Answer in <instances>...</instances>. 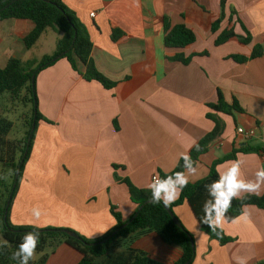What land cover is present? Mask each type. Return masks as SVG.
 <instances>
[{"label":"crops","instance_id":"1","mask_svg":"<svg viewBox=\"0 0 264 264\" xmlns=\"http://www.w3.org/2000/svg\"><path fill=\"white\" fill-rule=\"evenodd\" d=\"M60 1L86 25L97 69L117 85L106 89L85 81L66 59L39 74V110L51 124L39 123L32 157L13 202V225L66 228L90 240L103 238L117 226L112 207L125 221L137 211L129 188L118 179L150 189L154 175L173 172L183 160L181 154L190 156L215 129L212 114L224 122V132L196 163L188 184L206 179L213 162L241 144L264 147V136L245 142L237 135L238 127L251 129L264 123V53L248 63L232 59L249 58L258 45L264 48V0H226L227 18L231 9L236 12L235 34L247 38L245 26L252 43L234 39L221 46L215 42L228 22L217 33L212 30L221 17L222 0ZM166 19L173 27L186 26L196 42L186 49L168 48ZM32 29L28 20L0 24V68L13 58L39 61L33 55L38 45L27 50L24 42ZM177 55L192 61L185 65L171 59ZM220 92L230 105L237 100L244 113L228 116L209 108L218 103ZM237 160L238 179L245 182L254 181L255 173L264 168V158L256 152L241 153ZM231 163L219 165L220 175ZM262 195L264 185L259 195L241 193L240 198ZM36 207L41 210L38 220L32 215ZM174 212L195 237L194 264H238L240 258L246 264H264V209L250 206L233 222L225 219L221 231L231 239L225 246L201 230L189 203L176 206ZM130 249L163 264H175L183 255L180 247L165 243L155 232ZM115 252H127V246ZM81 261L78 252L62 244L50 253L47 264Z\"/></svg>","mask_w":264,"mask_h":264},{"label":"trees","instance_id":"2","mask_svg":"<svg viewBox=\"0 0 264 264\" xmlns=\"http://www.w3.org/2000/svg\"><path fill=\"white\" fill-rule=\"evenodd\" d=\"M227 1L222 0L221 17L213 24L212 32L215 34L222 29L225 21L227 29L220 32L216 39V46L229 43L238 39L242 44L252 43L251 34L244 26L247 38L235 34L233 16L235 10L231 9V17L227 18L225 9ZM28 20L33 24V29L24 42L27 50L36 47L42 36L48 31L60 34L56 52L52 56H44L39 61L27 62L19 59H10L7 66L0 68V163L3 173L0 175V264H19V260L12 259L13 253L23 241L24 235L35 232L39 235L35 254L41 255L29 261V264H47L50 253L58 246L66 244L82 256L80 264H163L150 258L148 255L132 251L131 245L147 233L155 232L165 243L173 244L182 249L183 255L175 264H194L196 258V241L194 235L177 218L174 208L184 203H189L196 216L201 230L212 239L218 240L225 246L231 239L225 236L220 228L212 231L203 223L205 213L203 206L206 200L214 203L211 195V187L206 185L220 179L218 167L221 164L236 161L239 154L256 152L264 154V147H247L241 144L234 148L233 152L225 157L217 159L210 167L208 177L194 184H188L179 201L165 207L163 203H152L150 189H138L130 180H120L127 185L133 203L137 206L134 217L124 220L115 207L111 208L112 215L117 221V226L110 230L103 238L90 240L87 237L66 228H37L32 226H15L11 221L13 202L15 201L20 184L24 178L26 166L32 157L34 141L38 132L40 121L45 117L39 110L37 95V78L45 69L54 67L60 60L66 59L71 64L73 71L78 73L85 81L98 82L106 89H113L117 84L108 80L97 69L92 52L94 44L86 25L78 16L60 0H0V24L4 21ZM166 46L168 48H182L193 45L196 42L195 34L184 25L173 27L165 20ZM117 40V32L114 31ZM264 48L261 45L255 47L254 52L248 58L246 56H233L238 63H248L250 60L261 57ZM195 56V55H194ZM174 61L188 65L192 58L184 59L181 56L171 58ZM79 66L84 68L80 71ZM213 111L233 116L234 112L244 113V109L237 100L228 104L222 92L218 103L209 105ZM19 117H17L18 113ZM215 123V129L204 139L200 140L190 152V157L196 163L209 152L210 145L222 135L225 129L224 122L216 115H209ZM23 124L25 135L21 138H11L17 123ZM198 146V147H197ZM186 172L184 160L180 161L175 170L169 174H161V178L174 175L176 172ZM256 206L264 209V195L246 196L234 198L231 207L226 213V221L233 222L244 213L245 208ZM213 212V217H214ZM173 216L177 218V225ZM76 233L78 238H72L68 233ZM127 246V252H115L118 248ZM50 250V252H48Z\"/></svg>","mask_w":264,"mask_h":264},{"label":"clouds","instance_id":"3","mask_svg":"<svg viewBox=\"0 0 264 264\" xmlns=\"http://www.w3.org/2000/svg\"><path fill=\"white\" fill-rule=\"evenodd\" d=\"M181 156L184 160V168L187 174L181 171L165 178H154L153 182L148 185L152 193V203L162 202L165 207L170 206L179 198L183 189L188 185L189 176L196 173L191 157L186 153H182ZM240 168L241 162L239 160L233 161L231 167L220 175L218 181L212 182L211 185H206L207 189L209 187L212 189L211 195L214 197V203L210 200L205 201L203 223L208 225L214 232L218 228H223L226 213L231 207V202L234 198H240L241 193L259 195L261 186L264 185V168L259 169L255 173L256 179L254 181L247 182L238 179L241 175ZM213 212L215 214L214 217ZM32 215L38 220L41 216V210L38 207L33 208ZM38 242V233H26L23 241L18 246V250L13 253L12 259L19 260V264H29V261L35 257ZM238 264H246V262L243 258H240Z\"/></svg>","mask_w":264,"mask_h":264},{"label":"rangeland","instance_id":"4","mask_svg":"<svg viewBox=\"0 0 264 264\" xmlns=\"http://www.w3.org/2000/svg\"><path fill=\"white\" fill-rule=\"evenodd\" d=\"M60 37V34L48 30L47 33L43 36L41 42L38 44L36 50H34L33 55L35 56L36 60H41L42 56L45 54H48L49 56H52L56 52L57 40ZM22 112H19L17 117H19V114ZM25 135V130L23 129V124L21 122L17 123L16 129L14 131V134L11 136V138L17 137L21 138ZM4 169L2 164L0 163V175L3 173ZM2 245V240H0V246ZM50 252V250L48 251ZM41 255L35 254L34 258H39Z\"/></svg>","mask_w":264,"mask_h":264},{"label":"built area","instance_id":"5","mask_svg":"<svg viewBox=\"0 0 264 264\" xmlns=\"http://www.w3.org/2000/svg\"><path fill=\"white\" fill-rule=\"evenodd\" d=\"M92 16L95 17V14L93 13ZM237 135H238V138H240L241 140H244L245 142L254 140L260 136H264V123L261 125H257L251 129H246L244 127H238ZM261 156L264 158V154ZM156 177L161 178L158 175H154L153 180Z\"/></svg>","mask_w":264,"mask_h":264},{"label":"water","instance_id":"6","mask_svg":"<svg viewBox=\"0 0 264 264\" xmlns=\"http://www.w3.org/2000/svg\"><path fill=\"white\" fill-rule=\"evenodd\" d=\"M173 218H174V220H175V222L177 223V225H180V223H179V221L177 220V218L175 217V216H173ZM68 235L70 236V237H72V238H75V239H77L78 238V236H77V234L76 233H68Z\"/></svg>","mask_w":264,"mask_h":264}]
</instances>
